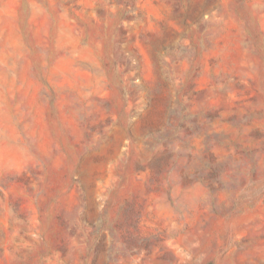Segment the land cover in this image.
Instances as JSON below:
<instances>
[{"label":"rangeland","instance_id":"rangeland-1","mask_svg":"<svg viewBox=\"0 0 264 264\" xmlns=\"http://www.w3.org/2000/svg\"><path fill=\"white\" fill-rule=\"evenodd\" d=\"M0 264H264V0H0Z\"/></svg>","mask_w":264,"mask_h":264}]
</instances>
